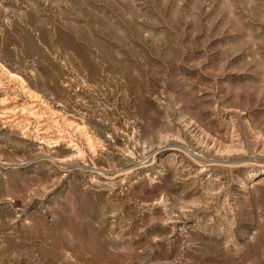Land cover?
I'll return each mask as SVG.
<instances>
[{
    "label": "rangeland",
    "instance_id": "374dc122",
    "mask_svg": "<svg viewBox=\"0 0 264 264\" xmlns=\"http://www.w3.org/2000/svg\"><path fill=\"white\" fill-rule=\"evenodd\" d=\"M0 264H264V0H0Z\"/></svg>",
    "mask_w": 264,
    "mask_h": 264
}]
</instances>
